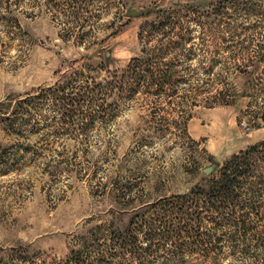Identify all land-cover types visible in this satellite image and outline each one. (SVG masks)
<instances>
[{
	"label": "rangeland",
	"instance_id": "rangeland-1",
	"mask_svg": "<svg viewBox=\"0 0 264 264\" xmlns=\"http://www.w3.org/2000/svg\"><path fill=\"white\" fill-rule=\"evenodd\" d=\"M61 2L0 0V264H264V144L237 184L246 225L154 211L264 142V0ZM175 10L212 25L204 48L234 104L194 107L190 138L173 127L175 103L141 96L63 116L51 91L111 80L142 57L147 24Z\"/></svg>",
	"mask_w": 264,
	"mask_h": 264
},
{
	"label": "trees",
	"instance_id": "trees-1",
	"mask_svg": "<svg viewBox=\"0 0 264 264\" xmlns=\"http://www.w3.org/2000/svg\"><path fill=\"white\" fill-rule=\"evenodd\" d=\"M61 1L46 0L47 4L54 5H61ZM84 2L85 0H70L69 4L71 7H80ZM77 23L84 26L79 21L75 24ZM209 27H212L210 22L200 16L186 15L184 17L179 11H171L147 24V29L144 28L140 34L142 40L143 37L145 38L142 57L133 58L128 67L116 71L111 80H93V83L88 81V86L79 91L53 90L52 96L56 102L62 104L60 111L68 119H73L77 114H84L85 117L90 118L94 107H101L97 103L102 97L104 101H108L110 97L133 101L141 96L157 105L175 103L177 107H174L170 114L173 118V127L178 128L190 138L188 122L192 118L194 107L202 104L209 107L229 105L236 101L230 98L232 94L227 91L225 93L221 84L219 85L218 81L222 83V76H219L218 72L215 75L213 65L217 60L207 58L204 47L207 46L206 37H208L207 28ZM197 28L204 30L203 35L198 37L201 40L198 43L192 36V32ZM155 39L157 41L153 43ZM202 50L204 53L199 52ZM195 60H197L196 64H194ZM157 111L167 110L163 107L155 109L154 112ZM101 113L104 114V112ZM161 119L162 122H169L168 116L163 115ZM13 124L14 121L11 122L12 127ZM262 144L264 142L252 145L247 150L233 155L207 188L197 187L188 194L175 197L174 200L158 202L154 205V211L157 214L166 211L168 215L175 213L187 217L192 213L193 208H197L199 211L195 210L194 213L199 215L205 211L218 216L229 213L236 218L235 221L225 218L227 223L238 227L246 225V220L237 216L236 201L244 194L237 193V184L243 176L246 182L250 179L251 175H246L248 168L250 169L252 165L249 156ZM178 223H182L178 228L180 232L178 238H181L183 236L181 233L190 227V224L184 219ZM120 236L122 242L129 241L127 238L129 236L123 233ZM155 236L158 235L155 234ZM130 239L135 242L132 238Z\"/></svg>",
	"mask_w": 264,
	"mask_h": 264
}]
</instances>
